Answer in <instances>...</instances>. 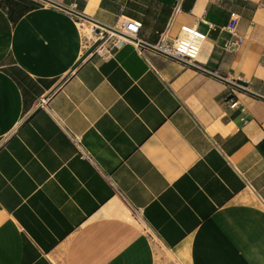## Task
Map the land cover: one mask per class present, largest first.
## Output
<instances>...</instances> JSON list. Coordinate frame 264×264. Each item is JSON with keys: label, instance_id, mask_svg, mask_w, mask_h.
Here are the masks:
<instances>
[{"label": "crops", "instance_id": "1", "mask_svg": "<svg viewBox=\"0 0 264 264\" xmlns=\"http://www.w3.org/2000/svg\"><path fill=\"white\" fill-rule=\"evenodd\" d=\"M49 1L0 0V264H264V98L228 83L264 97V0H181L197 65L81 30L154 44L178 0Z\"/></svg>", "mask_w": 264, "mask_h": 264}, {"label": "built area", "instance_id": "2", "mask_svg": "<svg viewBox=\"0 0 264 264\" xmlns=\"http://www.w3.org/2000/svg\"><path fill=\"white\" fill-rule=\"evenodd\" d=\"M181 0L172 7L170 15L168 16V22L165 27L157 32L158 38L153 45L169 55L176 57L177 59L191 65H197L196 57L200 50L201 44L205 39L204 32H201L196 27L187 24H180L177 33L174 36L170 35V27L173 23L174 17L178 11H180ZM94 40L97 42L95 46H92L91 52H96L108 55V51L112 47H118L123 43H132L137 47V50L143 57L146 58L144 49L138 43L140 38L138 37L139 28L141 22L139 20L122 16L118 19L115 25L111 28H105L101 25L93 24ZM236 17H230L229 21L224 27L231 35L234 43L240 40V37L235 33ZM108 41V43H106ZM45 99H42L40 103H44ZM235 101L231 102V106L235 105ZM73 142L77 143V136L72 137ZM135 216L139 215V209L134 210Z\"/></svg>", "mask_w": 264, "mask_h": 264}, {"label": "water", "instance_id": "3", "mask_svg": "<svg viewBox=\"0 0 264 264\" xmlns=\"http://www.w3.org/2000/svg\"><path fill=\"white\" fill-rule=\"evenodd\" d=\"M44 1H48V2H50V3H53L52 1H49V0H44ZM58 6H61V5H58ZM63 8H64V7H63ZM67 10L70 11L71 13H73V14L79 15V16H81V17H83V18H86V19H88V20H90V21L95 22L93 19H90L89 17H86V16H84V15H82V14H80V13L74 11V10H71V9H67ZM96 24H97V22H96ZM97 25H101V24H97ZM101 26H103V27H105V28H108V29L111 28V27H109V26H105V25H101ZM138 43H139L142 47H145V48H147V49H149V50L156 51V52L161 53V54L166 55V56L168 55V57L176 58V57H173V56L169 55L168 53L166 54V53H164L163 51L157 49L153 44H148V43H145V42H143V41H141V40H139ZM190 65H191V64H190ZM228 83H230L232 86H234V87H236V88H239V89H241V90H244V91H246V92H248V93H250V94H252V95H254V96H257V97H260V98H264V97H262L261 95H259V94H257V93H254V92H252V91H250V90H248V89H246V88H243V87L241 88V86H239V85H237V84H234V83H232V82H230V81H228Z\"/></svg>", "mask_w": 264, "mask_h": 264}, {"label": "bare ground", "instance_id": "4", "mask_svg": "<svg viewBox=\"0 0 264 264\" xmlns=\"http://www.w3.org/2000/svg\"><path fill=\"white\" fill-rule=\"evenodd\" d=\"M89 23L90 24L87 25V26L84 23L81 25V30H82V32H83V34L85 36H89L90 35V28L93 25V23L92 22H89Z\"/></svg>", "mask_w": 264, "mask_h": 264}, {"label": "rangeland", "instance_id": "5", "mask_svg": "<svg viewBox=\"0 0 264 264\" xmlns=\"http://www.w3.org/2000/svg\"><path fill=\"white\" fill-rule=\"evenodd\" d=\"M92 39L94 40L95 38H92ZM96 43H97V42L94 40V41H93V46H95ZM106 43H108V41H107Z\"/></svg>", "mask_w": 264, "mask_h": 264}]
</instances>
